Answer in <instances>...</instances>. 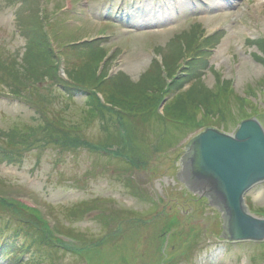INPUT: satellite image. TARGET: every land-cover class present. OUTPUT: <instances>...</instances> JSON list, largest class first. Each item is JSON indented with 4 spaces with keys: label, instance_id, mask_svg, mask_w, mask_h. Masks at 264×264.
Here are the masks:
<instances>
[{
    "label": "rangeland",
    "instance_id": "1",
    "mask_svg": "<svg viewBox=\"0 0 264 264\" xmlns=\"http://www.w3.org/2000/svg\"><path fill=\"white\" fill-rule=\"evenodd\" d=\"M95 47L109 55L99 73L134 85L159 77L158 65L164 78L180 76L190 55L205 54L207 67L197 65L184 92L213 96L228 83L218 98L224 114L201 112L196 131L86 115V96L67 99L58 81L72 85L74 66L90 65ZM263 56L264 0H0V264H264V242L224 239L219 210L177 178L186 145L207 126L234 134L253 116L264 128ZM96 94L102 108H117ZM49 123L87 145L118 139L104 150L67 147L47 135ZM246 204L261 217L264 182ZM43 228L54 243L39 242Z\"/></svg>",
    "mask_w": 264,
    "mask_h": 264
},
{
    "label": "trees",
    "instance_id": "2",
    "mask_svg": "<svg viewBox=\"0 0 264 264\" xmlns=\"http://www.w3.org/2000/svg\"><path fill=\"white\" fill-rule=\"evenodd\" d=\"M193 39H194V36L190 37L187 45H184L185 42L184 44L183 42L181 43V47L179 48L182 54L183 52L187 50L191 51V47L193 46ZM211 39L213 38H209L208 41L210 42ZM80 46L81 45L79 44L73 45V47H76V48ZM95 49H98V48L95 47L91 49L92 57L90 58L91 59L90 65L82 64L80 66H74V70H73L74 79L71 82L72 85H70L68 82H65L67 80H64L62 78L60 79V81H58L60 83V87H62V89L65 90V92L61 91L62 95L66 96L67 99L74 98V96L70 92L75 91V90H78L79 92H81L83 95L86 96V102L88 104L87 109L85 110L86 115H89L90 117L91 116H100V117L102 116L107 120V123L111 122V120L115 118L119 119V121H123V119H125L128 122L129 127L131 126L130 123L132 122L131 118L137 115L139 116L141 115V117H145V120L147 121L149 120L152 122L154 121L169 122L176 126H182L184 129H192V130L194 129V131H196V130H199L201 126L200 121L197 119L198 115L201 112H203V115H201L202 117L210 116L212 118H214V116L219 117L220 115L224 114L223 109H220V107H218V103H219L218 98L224 92H226L227 94H230L229 86L225 87V84H228V83L222 82L221 84H219L222 87L219 89L220 93L217 95L214 94L213 96H211L210 92H208L206 95H204L203 98H201L197 96V94H195L192 91V89L184 92V88L186 87L187 83L190 82V81L187 82V80L192 79V78L197 79V77L200 76L199 70L201 68H197V65L200 64V67H203V65L204 67H207L206 65H208L209 59L206 58L205 54H202L199 56L190 55L189 58L187 59L189 61L186 63V67L180 76H177L176 74H172L168 78H164V76H162V70L160 69L158 65L155 69L157 70L159 77H149V78L143 79V81H140L139 83H136L134 85L133 83H131V81L127 79H121V76L118 74L112 76L106 72L99 73L97 69L95 68H98L99 63L102 61V59L106 57V54H104L106 52L104 50H101L99 51V53H94ZM181 52L179 54V57H181ZM49 56L51 59L54 60V58L52 57L53 56L52 50L49 51ZM184 56L185 55L183 54L182 58ZM163 60H164V57H163ZM176 61H177L176 58L170 61L168 57L166 60V63L164 64L165 68L167 69H169V67L173 68L174 63ZM88 66H89V70L86 71L85 69ZM34 70L37 72L35 68H32L31 71L34 73ZM38 73H40V76H42L41 72H38ZM80 75H82V77H80ZM26 77L30 79L33 76L31 74L29 75L26 74L24 78ZM16 83L18 84L19 82L16 81ZM8 85H14V84L10 83ZM96 92L97 93L101 92L103 95H106L111 104L115 102L117 108L110 107L109 110L102 108L98 100L96 99L93 100L94 98L93 96H97ZM170 95H174V97L164 107L163 114L158 113L159 105L165 100V97L170 96ZM183 96H187L186 98L187 101L184 99ZM241 99H243V97H241ZM245 99H248V98H245ZM103 110L112 113V115L115 116V118H113L112 115L110 116L106 115ZM252 117L253 116L242 117L240 122L242 120L249 119ZM142 121L143 120L140 121V124L143 123ZM51 125L52 124L48 125L47 132H46L47 135L53 138L55 142H58V141L61 142L63 146L72 147V148L76 147V149L86 146L87 148L91 150H95V151L102 150L103 148L101 147L112 146L113 145L112 143L118 139V137H109L110 138L109 143L107 144L103 143L99 147H96L89 143H88L89 145H87L86 141L79 139V138H68V137L60 138L59 136L60 134L70 136L67 134L68 130H66L65 127H62V126H58L57 128L51 129L53 128ZM207 127H210V126H207ZM74 129H75L74 130L75 132L80 131L77 128H74ZM57 131H59V135L58 134L55 135ZM130 136L131 134H130V128H129V133L126 134L125 138L129 140ZM122 137L123 136L121 135L119 139H121ZM21 142L24 144H27V142L25 141H21ZM6 143L9 144L10 142L9 143L6 142ZM10 145L14 147L13 144L10 143ZM12 146L11 148L13 149ZM3 151L7 154H10L11 152L9 149H6V148ZM117 151L118 150H116L113 153H116ZM118 154H119V151H118ZM5 206L12 207L9 204H6ZM14 210H17V212L21 211L20 209H17V208H14ZM32 215H35V214H32ZM261 215L264 216V213H262ZM35 218L37 219V221L41 222L38 219V216L35 215ZM36 227H38V225ZM42 233H43V236L40 237V239L38 238L40 243L44 242L45 240H48L54 243L53 239L50 238V234L48 233L47 230H45V228H43ZM51 242H48V243L51 244ZM27 247L31 249L30 245H28ZM3 249L5 248L2 245H0V254L3 252Z\"/></svg>",
    "mask_w": 264,
    "mask_h": 264
},
{
    "label": "water",
    "instance_id": "3",
    "mask_svg": "<svg viewBox=\"0 0 264 264\" xmlns=\"http://www.w3.org/2000/svg\"><path fill=\"white\" fill-rule=\"evenodd\" d=\"M185 149L177 178L219 210L223 238L264 242V218L251 214L245 199L264 182V128L259 120L242 121L234 134L206 128Z\"/></svg>",
    "mask_w": 264,
    "mask_h": 264
}]
</instances>
